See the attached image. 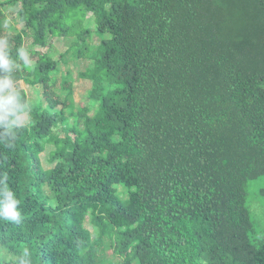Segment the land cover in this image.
I'll return each instance as SVG.
<instances>
[{
  "label": "trees",
  "instance_id": "obj_1",
  "mask_svg": "<svg viewBox=\"0 0 264 264\" xmlns=\"http://www.w3.org/2000/svg\"><path fill=\"white\" fill-rule=\"evenodd\" d=\"M13 15L23 29L5 28ZM48 35L92 61L93 115L54 77L60 60L31 48ZM0 37L31 61L14 73L28 122L0 144L23 215L0 220L1 248L32 264H108V248L119 264H264L247 190L264 176V0H0Z\"/></svg>",
  "mask_w": 264,
  "mask_h": 264
},
{
  "label": "rangeland",
  "instance_id": "obj_2",
  "mask_svg": "<svg viewBox=\"0 0 264 264\" xmlns=\"http://www.w3.org/2000/svg\"><path fill=\"white\" fill-rule=\"evenodd\" d=\"M3 1V0H1ZM87 18L91 16V13H87ZM15 27L18 29L24 28V23H22L17 16H9L8 23L5 24V28ZM88 42L92 45H98L100 43V37L93 33L89 38ZM47 46L42 47L39 45H31L33 50H40L46 52L49 55L53 56V59L60 60L59 62V71L55 72L53 75L56 76H65L72 80V91H73V101L75 111L80 110L83 107H89V115H93L95 112V105L92 103L89 98V91L92 88V81L85 79L80 76V73L84 72L89 66H91L92 61L89 59H77L72 55V39L64 37H52L48 35L47 37ZM20 85L23 89L26 90L28 94V99L31 102L42 101V87L41 85H29L21 81ZM75 118L73 116L68 117V124L73 125L75 123ZM28 122V116L26 114V123ZM57 137H65V132L61 131L59 126L56 129ZM55 149L54 145L48 143L44 152L40 154V160L43 168L50 169L54 167L55 161L52 160L51 152ZM46 194L51 198L53 193L51 189L44 185L43 187ZM248 204L251 209V215L255 222L256 233H259L261 230H264V176L257 179L251 180L248 183ZM118 194L121 199L125 200L128 198L127 190L119 185ZM84 226L92 232L94 236L93 225L91 223V216L88 214L86 217ZM11 255L7 251L0 247V261H5L10 259ZM105 257L108 260V264H119L121 262L120 258L114 254L113 249L108 248L105 252ZM132 264H139L138 261H133Z\"/></svg>",
  "mask_w": 264,
  "mask_h": 264
},
{
  "label": "clouds",
  "instance_id": "obj_3",
  "mask_svg": "<svg viewBox=\"0 0 264 264\" xmlns=\"http://www.w3.org/2000/svg\"><path fill=\"white\" fill-rule=\"evenodd\" d=\"M18 62L31 63L29 52L20 47L13 56L6 38L0 37V144L14 146L16 130L26 126V114L31 111L28 102L22 99L14 73ZM23 218L20 201L8 183V176L0 173V220L19 224ZM6 264H32L31 253L25 249L14 254Z\"/></svg>",
  "mask_w": 264,
  "mask_h": 264
}]
</instances>
